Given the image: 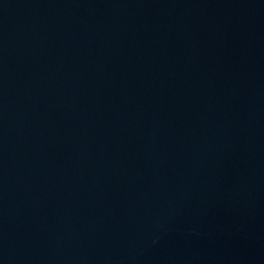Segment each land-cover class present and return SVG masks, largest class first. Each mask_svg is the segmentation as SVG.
Wrapping results in <instances>:
<instances>
[{
  "label": "water",
  "instance_id": "obj_1",
  "mask_svg": "<svg viewBox=\"0 0 264 264\" xmlns=\"http://www.w3.org/2000/svg\"><path fill=\"white\" fill-rule=\"evenodd\" d=\"M0 264H264V0H0Z\"/></svg>",
  "mask_w": 264,
  "mask_h": 264
}]
</instances>
